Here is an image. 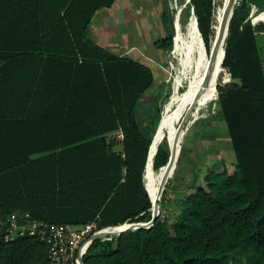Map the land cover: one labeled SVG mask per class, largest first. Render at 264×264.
<instances>
[{
  "label": "trees",
  "instance_id": "1",
  "mask_svg": "<svg viewBox=\"0 0 264 264\" xmlns=\"http://www.w3.org/2000/svg\"><path fill=\"white\" fill-rule=\"evenodd\" d=\"M116 1L0 0V264H50L37 236L5 240V217L16 211L100 226L151 217V188L170 153L163 142L169 122L155 130L156 70L88 33L97 12ZM191 1L210 59L228 0ZM234 6L210 91L235 169L224 165L205 174L173 219L160 213L151 227L96 240L86 264H264V56L253 19L260 6L250 8L248 0ZM165 22L170 32L155 41L163 51L174 33L172 21ZM180 92L178 102L191 96ZM120 129L124 138L117 140ZM176 158L156 190L160 202L181 153Z\"/></svg>",
  "mask_w": 264,
  "mask_h": 264
},
{
  "label": "rangeland",
  "instance_id": "2",
  "mask_svg": "<svg viewBox=\"0 0 264 264\" xmlns=\"http://www.w3.org/2000/svg\"><path fill=\"white\" fill-rule=\"evenodd\" d=\"M180 1L185 2V0ZM248 1L250 8L252 2L259 4V1L264 7V0ZM218 2L219 0H214L215 5ZM164 4V0H117L112 8L100 9L97 12L93 25L91 24L90 31H88L90 36L96 39L97 42L111 49L114 48L120 53L140 58L156 70L157 90L161 92L159 97V102H162L160 108H163L160 126L165 122H169L170 125L172 115L176 111L177 106H180V104L178 105L177 97L181 93H175V90H170L169 64L165 60V52L155 45L156 39L164 38L169 33L161 16ZM187 7L186 4L181 7V11H183L181 14L188 12ZM168 16L170 17V15ZM189 17L190 15L186 14V24L191 23L192 25L194 22L193 15L191 14L190 20H188ZM253 19L255 32L260 33L261 31L257 36L262 44L264 41V28L260 29L257 16H254ZM262 45V55L264 56V44ZM208 62L209 59L206 57L204 61L199 63V76L193 84L194 89H196V85L205 74ZM233 81L235 80L231 82ZM225 85V83H222V86ZM211 91L209 95H205L194 105H197L195 111L198 113L197 119H204L206 123L201 126L199 123L188 122L190 130L185 135L184 140L182 138V141H180L183 142V148L180 147L182 151L180 150L181 159L179 165H177V173L175 177H172L163 194L164 199L160 202V213L164 218L173 219L176 216L180 210L181 199L194 191L198 185L204 184V176L209 171L222 169L224 165H227L230 172L235 169L236 157L234 148L225 121L220 116L221 109H218L216 98ZM170 93H172L171 96L164 103V99ZM188 93L190 94L189 91H186V94ZM183 94L185 95V93ZM174 106L176 108L173 110ZM194 106L189 108L190 111ZM153 112L156 113V108L154 107ZM195 112L194 115H197ZM208 112L212 114V118H210ZM163 142L169 144V146L171 145L168 131ZM178 148L179 146L177 147V152Z\"/></svg>",
  "mask_w": 264,
  "mask_h": 264
},
{
  "label": "built area",
  "instance_id": "3",
  "mask_svg": "<svg viewBox=\"0 0 264 264\" xmlns=\"http://www.w3.org/2000/svg\"><path fill=\"white\" fill-rule=\"evenodd\" d=\"M250 19L252 21L251 15ZM113 137L122 140L123 130H118ZM126 222L128 221L123 223ZM4 223L6 241L25 235L40 238L47 247L50 264H82L84 256L96 240H117L119 235L114 229H121L123 224L100 226L96 220L77 224L56 223L37 218L27 211H16L7 215Z\"/></svg>",
  "mask_w": 264,
  "mask_h": 264
},
{
  "label": "crops",
  "instance_id": "4",
  "mask_svg": "<svg viewBox=\"0 0 264 264\" xmlns=\"http://www.w3.org/2000/svg\"><path fill=\"white\" fill-rule=\"evenodd\" d=\"M164 2H165V4L161 10L162 20L165 22L166 19H169L172 21V24H173V20H175L176 25H177V30H178V33H177L175 40H174V46L172 44V47L167 48L164 51L165 52V60L169 64V79L171 80L170 90L171 91L175 90V93L180 92L182 90H186V91H189L190 94H192V92L195 90L193 87V84L196 82L197 77L199 76V73H198L199 63L204 61L207 56L205 54L204 48L202 47V41H201L199 31H198V29L196 30L194 18H193L194 22L192 23V25H191V23L186 24V20H187L186 14L190 15L188 20L191 19V14H192V9L190 7L189 0H185V2L180 1V0H164ZM260 3H261V1H259V4H258L260 7L255 9L256 10L255 16H257V18H258L259 26L261 29V28H264V7ZM184 4H186L188 6L187 7L188 12L186 14H184V13L181 14V12H183V11H181V7ZM168 15H170V17ZM179 15H180V18H178ZM182 19H185V20H182ZM165 24H166V22H165ZM252 24H253V22H252ZM165 26H166V29L169 30L168 26L167 25H165ZM89 31H90V29H89ZM169 32H170V30H169ZM171 32H172V30H171ZM260 33H261V31H260ZM260 33H258V34H260ZM172 34L173 35L175 34V30H174V33H172ZM173 35H172V37H173ZM92 39H94V38L92 37ZM94 40H96V39H94ZM172 42H173V40H172ZM262 44H264V41L262 42ZM262 44L260 43L261 46H263ZM112 49L115 50L114 48H112ZM198 55H202V56H198ZM199 60H200V62H199ZM171 94L172 93H170L164 99V101H163L164 103H165V100L171 96ZM181 103H182V101H179L178 105ZM196 106H194V108H193L194 110L193 109L191 110L192 112L190 111V109H189V111H187L188 108H186L182 112V114H185V115L187 113H189V115L185 121V124L183 126V129L181 131L183 133V136H182L183 140H184L185 135L190 130V126H188V124L190 122H194L196 124L199 123L201 126L202 125L204 126V123H206V120H204V119H200V120L197 119L198 113L195 112L196 108H197ZM177 108H178V106H177ZM160 109H161L160 110L161 113L159 114L160 116L156 122L155 130L158 129V127L161 124V120H162L163 108H160ZM218 109L220 110L219 106H218ZM194 112L197 115H194ZM204 113H205V111H204ZM208 113L210 115V118H212L213 117L212 114H210V112H208ZM185 115H183V117L181 118V121L183 120ZM182 143L183 142H181L180 144H182ZM180 144L178 146H180ZM180 150L181 149L178 148V152H177L178 154L181 153Z\"/></svg>",
  "mask_w": 264,
  "mask_h": 264
},
{
  "label": "water",
  "instance_id": "5",
  "mask_svg": "<svg viewBox=\"0 0 264 264\" xmlns=\"http://www.w3.org/2000/svg\"><path fill=\"white\" fill-rule=\"evenodd\" d=\"M191 2V9H192V12L194 14V19H195V25L197 27L198 30L199 29V26H198V20H197V15L194 11V6L192 4V1L190 0ZM234 2L235 0L232 1L230 7H229V15H228V18L226 20V23H225V39H226V36L228 34V30H229V25H230V20L233 16V13H234V9L236 6H234ZM178 18H180V15L178 16ZM173 26H174V30H175V34L173 35L172 37V40H173V46H174V40H175V37L178 33V30H177V25H176V21L173 20ZM201 32V31H200ZM225 39H224V44H225ZM224 53H225V46H224ZM189 113H187L183 120L181 121L179 127L177 128V131L175 133V136H174V141L173 143H171L170 145V153H169V158H168V161L166 162L165 165L159 167V168H162L164 169V176H163V181L167 178V176L170 174L173 166L175 165V162L178 161V159L176 158V150H177V147L179 145V141H182V135H181V131L183 129V126L185 124V121L188 117ZM150 146V145H149ZM182 148V144H180L179 148ZM149 151V150H148ZM147 159H148V156H147ZM146 165H147V162L145 164V168H146ZM177 166V165H176ZM145 168H144V171H143V184H144V172H145ZM145 187V185H144ZM146 189V188H145ZM147 191V190H146ZM149 195V194H148ZM150 196V195H149ZM151 201H152V207H151V217L150 219L148 220H140V221H128L126 223H123L121 226L122 228L117 230L115 233L117 235H121L123 232L127 231V230H135L137 228H140V227H150L154 224L157 216L160 214V199H161V196H160V193H158L157 197H155L154 199H152L150 197ZM116 244H117V241H116ZM82 264H86L84 262V260L82 261Z\"/></svg>",
  "mask_w": 264,
  "mask_h": 264
},
{
  "label": "bare ground",
  "instance_id": "6",
  "mask_svg": "<svg viewBox=\"0 0 264 264\" xmlns=\"http://www.w3.org/2000/svg\"><path fill=\"white\" fill-rule=\"evenodd\" d=\"M233 0H228L227 5L223 11L222 14V18H221V22H220V29H219V36H218V40H217V44H216V48L215 51L213 53V55L211 56V58L209 59V62L207 63V67H206V71L205 74L203 75L201 81L198 83V85H196V89L192 92L190 98L188 100H186L185 102H183L182 104H180V106H178V108L176 109V111L174 112L171 121H170V125H169V129H168V134L170 135V142L173 143L174 141V136L175 133L177 131V121L180 117V115L182 114V112L188 108L190 105H192L193 103L197 102L199 99L203 98L205 95H207L210 91V89L212 88V71L215 65V62L220 54L221 48L224 44V27H225V23L229 14V7L231 5ZM224 70H226V68H224ZM176 154H177V150H176ZM163 176L154 184L153 188L151 189V198L154 199L156 197V190L164 183L163 181ZM117 229H120V227H118Z\"/></svg>",
  "mask_w": 264,
  "mask_h": 264
}]
</instances>
